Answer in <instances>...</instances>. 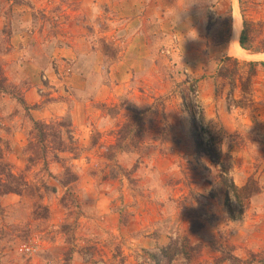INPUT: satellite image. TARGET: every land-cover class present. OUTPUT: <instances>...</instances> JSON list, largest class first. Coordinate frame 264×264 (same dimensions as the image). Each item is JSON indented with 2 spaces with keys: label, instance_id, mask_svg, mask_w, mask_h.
Here are the masks:
<instances>
[{
  "label": "rangeland",
  "instance_id": "obj_1",
  "mask_svg": "<svg viewBox=\"0 0 264 264\" xmlns=\"http://www.w3.org/2000/svg\"><path fill=\"white\" fill-rule=\"evenodd\" d=\"M225 1L231 12L233 1ZM60 12L66 16L68 10ZM244 18L263 22L260 29L254 28L260 31L255 44L262 46L264 0H238L233 31ZM224 21L230 25V18ZM109 52L115 55L116 50L111 46ZM259 62L264 59L232 56L230 40V50L204 61L202 67L160 68L167 81L159 79L158 89L170 100L169 117L162 116L160 122L167 139L157 137L148 124L140 152L108 146L112 139L99 130H91L89 145L80 147L70 121L60 119L51 122L64 120V138L69 132L76 151L59 153L56 162L53 154L42 156L34 147L30 117L36 119L30 107L26 111L19 100L1 97L0 134L6 129L13 138L6 140L10 147L6 161L14 174L24 176L31 187H40L49 217L35 216L43 211L34 207L37 198L0 197V264H168L162 250L183 241L186 218L190 232L204 229L190 243L199 251L185 249L190 258L183 252L169 264H264V67L255 64ZM188 81L193 91L184 86ZM184 90L190 98L188 108ZM191 113L205 146L216 144L232 156L230 176L235 184L243 187L253 178L259 182L261 193L248 202L237 221L231 219L220 192L221 167L207 156L196 158ZM16 133L25 135L21 151L14 145ZM67 167L78 181L64 187ZM234 205L241 209L235 201ZM206 211L214 213L205 216ZM213 218L219 219L214 227ZM203 219L209 223L206 231ZM193 222L202 226L196 232ZM23 244L35 246L37 252L27 255Z\"/></svg>",
  "mask_w": 264,
  "mask_h": 264
},
{
  "label": "crops",
  "instance_id": "obj_2",
  "mask_svg": "<svg viewBox=\"0 0 264 264\" xmlns=\"http://www.w3.org/2000/svg\"><path fill=\"white\" fill-rule=\"evenodd\" d=\"M231 1L228 12L225 0H0V69L7 84L21 87L36 120L68 119L80 147L99 130L113 148L133 108L156 111L151 127L161 137L170 100L158 89L159 79L167 81L160 68L202 67L230 50L238 0ZM60 10H68L66 16ZM103 44L114 47L115 56ZM7 134L1 136L12 140ZM15 140L21 151L25 135L16 133ZM213 219L214 227L219 219ZM189 223L186 218L181 237L193 244L204 229L192 233ZM203 223L206 231L209 223Z\"/></svg>",
  "mask_w": 264,
  "mask_h": 264
},
{
  "label": "trees",
  "instance_id": "obj_3",
  "mask_svg": "<svg viewBox=\"0 0 264 264\" xmlns=\"http://www.w3.org/2000/svg\"><path fill=\"white\" fill-rule=\"evenodd\" d=\"M255 25L258 26V28L262 27L263 22L254 23L244 18L243 30L240 37V45L245 50L253 51L255 53H264V39L262 41V46H256L255 44L256 36L260 34L258 29H254ZM103 47L107 54L110 56H115L109 52L111 45L103 44ZM255 64L264 67V62ZM186 85L189 86L188 90H194L192 83L190 84L189 81L184 86ZM20 90L21 87L7 84V79L4 77L2 70L0 69V92L10 95L11 99L19 100L20 104L23 105L25 110L29 111V107L27 106L24 98L19 95ZM182 99L184 101L185 107L188 108L191 103L190 98L187 96L185 90L183 91ZM132 110L134 115H127V121L117 133V143L114 146V149L120 150L121 152H140L143 147L142 140L144 139L147 132V125L154 123V117L156 115V111L154 109L150 108L148 110H140L133 108ZM191 117L194 123L193 135L196 146V158L201 159L202 156H207L213 163L221 167L219 176L220 182L218 183L220 192L226 197V207L231 219L237 221L239 220V217L243 215L244 210L249 207L251 199L261 193L259 182L253 178L250 179L245 186H237L230 176L233 165L232 156L230 154H224L221 147H217L218 145L216 144H210L206 147L203 141L204 138L198 131V123L196 121L197 118L195 115H193V113H191ZM30 120L33 123L32 132H35V140L37 141V143L34 144V147L39 148L42 156L46 157L49 152L50 154H53V160L59 162V153H74L76 151L75 147L72 146L74 140L69 137V132L66 133L67 138H64L65 133L62 131V129H66L67 127V124L64 122V120L50 123L36 121L31 117ZM161 138L163 140L167 138L166 131L162 132ZM9 148V143L4 140L0 134V197L14 194L20 197L27 195L33 199L37 198L34 207H38L43 211L39 212L38 214L35 213V216L37 218L47 219L49 217L48 208L42 206L41 204L44 194L40 192L39 186L31 187L24 176L14 174L12 166L6 161L5 158V153L9 151ZM30 161H32V159H30ZM77 181L78 176L72 172L71 168L67 167L65 169L64 179L61 181L62 185L66 187ZM234 201L241 207L240 210H237V207L234 205ZM63 203H65V200H63ZM201 227L202 226L199 224V222H193L194 232L198 231ZM172 246L173 247L170 250H162L163 255L167 257L168 264L171 263V260L174 259L175 255H180V253L184 252L186 256L189 257V253L185 249L199 251L197 246H191L188 239H184L180 243L175 242Z\"/></svg>",
  "mask_w": 264,
  "mask_h": 264
},
{
  "label": "bare ground",
  "instance_id": "obj_4",
  "mask_svg": "<svg viewBox=\"0 0 264 264\" xmlns=\"http://www.w3.org/2000/svg\"><path fill=\"white\" fill-rule=\"evenodd\" d=\"M242 28H243V24L241 21H239L236 24V27H235L233 34H232V37H231L232 56L239 58V59H242V60L264 59V55L254 54V53L248 52L241 47L240 35L242 32Z\"/></svg>",
  "mask_w": 264,
  "mask_h": 264
},
{
  "label": "built area",
  "instance_id": "obj_5",
  "mask_svg": "<svg viewBox=\"0 0 264 264\" xmlns=\"http://www.w3.org/2000/svg\"><path fill=\"white\" fill-rule=\"evenodd\" d=\"M69 73V70L66 71V74ZM43 81L44 82H48L49 79L46 75L43 76ZM21 250L26 253L27 255H33L37 252V249L35 246L31 245V244H23L21 246Z\"/></svg>",
  "mask_w": 264,
  "mask_h": 264
}]
</instances>
